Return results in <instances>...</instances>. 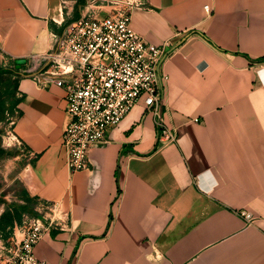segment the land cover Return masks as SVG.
<instances>
[{
	"label": "crops",
	"instance_id": "1",
	"mask_svg": "<svg viewBox=\"0 0 264 264\" xmlns=\"http://www.w3.org/2000/svg\"><path fill=\"white\" fill-rule=\"evenodd\" d=\"M136 1L132 27L167 42L161 113L177 136H160L141 99L92 149L91 169L73 171L66 89L23 71L55 47L59 0H0V58L19 73L13 131L32 157L27 194L35 208L56 202L64 220L35 252L44 264H264V0ZM11 202L2 195L0 213Z\"/></svg>",
	"mask_w": 264,
	"mask_h": 264
},
{
	"label": "built area",
	"instance_id": "2",
	"mask_svg": "<svg viewBox=\"0 0 264 264\" xmlns=\"http://www.w3.org/2000/svg\"><path fill=\"white\" fill-rule=\"evenodd\" d=\"M103 1L111 7L108 14L83 12L79 19L53 34L56 45L52 51L29 55L23 70L42 85L53 81L66 89L69 120L63 144L73 171L91 169L92 149L109 141L108 130L141 99L147 109L159 114L160 136L165 141L177 136L176 128L161 113L167 75H160V65L167 42H149L132 27V7L141 4L139 1ZM14 123L12 114L9 137L12 143L22 144L13 131ZM42 203L47 215H24L14 227V235L5 242L0 239V259H4L0 264H44L35 246L45 232L63 228L64 220L56 202ZM242 214L248 221L253 220L251 212L243 210ZM17 230L22 233L20 238Z\"/></svg>",
	"mask_w": 264,
	"mask_h": 264
},
{
	"label": "rangeland",
	"instance_id": "3",
	"mask_svg": "<svg viewBox=\"0 0 264 264\" xmlns=\"http://www.w3.org/2000/svg\"><path fill=\"white\" fill-rule=\"evenodd\" d=\"M107 7L111 9L103 0H59L57 18L63 19L62 25L66 22L70 24L79 19L83 12L97 11L100 15H106ZM3 62L0 58L1 65H4ZM5 77L13 76L6 74ZM6 107V111L0 115V143L7 150L6 154L0 156V197L5 195L10 201L21 202L27 191L24 176L32 157L23 144L12 143L7 131L10 128L9 117L12 111L9 104ZM45 210L36 207L34 213H25V216H41Z\"/></svg>",
	"mask_w": 264,
	"mask_h": 264
},
{
	"label": "trees",
	"instance_id": "4",
	"mask_svg": "<svg viewBox=\"0 0 264 264\" xmlns=\"http://www.w3.org/2000/svg\"><path fill=\"white\" fill-rule=\"evenodd\" d=\"M67 25L68 22L64 23L61 30ZM14 72L15 70L13 68L0 64V115L6 111L7 104H9V108L12 111L11 114H14L16 110V104L19 100L16 95L19 73H16L15 76L13 75ZM6 74H11L13 77H5ZM6 153L7 150L2 147L0 143V156ZM27 193L26 191L23 202L12 201L5 207L4 211L0 213V230L5 231L8 225L12 228L15 221L19 223L22 222L25 213L35 212V202Z\"/></svg>",
	"mask_w": 264,
	"mask_h": 264
},
{
	"label": "water",
	"instance_id": "5",
	"mask_svg": "<svg viewBox=\"0 0 264 264\" xmlns=\"http://www.w3.org/2000/svg\"><path fill=\"white\" fill-rule=\"evenodd\" d=\"M22 61H25V59H17V62H22Z\"/></svg>",
	"mask_w": 264,
	"mask_h": 264
}]
</instances>
